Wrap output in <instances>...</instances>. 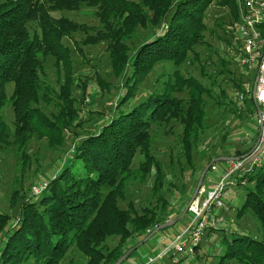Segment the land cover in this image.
<instances>
[{"label":"trees","instance_id":"16d2710c","mask_svg":"<svg viewBox=\"0 0 264 264\" xmlns=\"http://www.w3.org/2000/svg\"><path fill=\"white\" fill-rule=\"evenodd\" d=\"M213 1L0 0V150L12 145L24 150L33 137L44 138L51 146H62L67 140L65 133L84 122L75 107L73 90L78 84L63 39H71L74 32L86 28L63 17L54 18L52 11H76L82 5L96 9L105 33H98L95 39L106 44L111 72L123 80L124 88L113 113L92 125L95 132L79 138L41 194L19 198L14 227L9 228L12 216L0 211V235L7 232L0 248V264H25L30 259L35 264H62L70 253L78 255L79 264H114L164 223L160 217L167 216L170 210L164 196L158 193L165 175L161 163L151 154L150 128L176 121L181 127L182 156L193 169V143L206 116L203 95L212 96L210 88L182 70L187 64L199 63L194 47L205 42L204 16ZM219 3L228 8L231 20L227 25L233 24L237 19L235 0ZM146 10L152 12L151 17ZM29 23H35L37 28L32 33ZM149 28L155 30L154 36L132 48L129 42L139 35V30ZM77 53L84 58L81 50ZM48 57L54 61L59 86L55 104L58 110L51 114L39 107L40 101H51L47 95L50 90L40 80ZM228 61L226 58L221 63L226 67ZM161 63L172 70L162 91L130 106L145 78ZM201 75H205L203 70ZM243 81L244 78L234 80L233 88H240ZM10 85L12 92L7 97ZM211 86H217L215 81ZM184 89L191 95L186 106L176 96ZM85 90L82 87V94ZM215 99L221 105L219 98ZM8 103L13 112L11 125L2 117ZM245 107L248 115L255 114L251 95L245 99ZM136 154L142 159L132 168ZM218 158L220 155L207 159L206 164ZM150 174L154 175L150 193L155 202L138 210L127 196L128 186L136 181L144 183ZM244 190L237 216L250 211L264 232V165L248 177ZM13 198L16 200L17 195ZM119 202L125 207L121 208ZM223 232L219 264L226 260L264 264V234L258 240L235 229ZM111 238H116V243L109 248L107 241ZM67 264H74V260Z\"/></svg>","mask_w":264,"mask_h":264},{"label":"rangeland","instance_id":"374dc122","mask_svg":"<svg viewBox=\"0 0 264 264\" xmlns=\"http://www.w3.org/2000/svg\"><path fill=\"white\" fill-rule=\"evenodd\" d=\"M146 13L148 17L152 16L151 11L146 10ZM51 15L54 18H66L86 28L84 31L74 32L71 39H63L64 46L69 50L71 70L78 84L73 90V96L76 99L75 107L79 110V117L84 122L79 128H71L65 133L67 140L62 146H51L48 140L33 137L24 150L19 151L14 145L0 150V211L12 216L9 228L16 224L13 216L20 206L19 198L29 199L36 196L35 190H39L41 184H46L50 177L60 169L72 153L74 146L77 145L79 138L95 132L96 128L92 125L102 118L107 120L113 113L116 100L124 89L123 80L120 77H114L111 72L106 44L95 39L98 33H105L104 27L96 17V9L82 5L76 11H52ZM230 20L228 8L223 7L219 0H214L204 16L205 42L194 47L195 53L199 57V63L187 64L182 70L186 76H192L204 87L210 88V96H212L209 98L203 95L206 116L204 127L198 132L196 141L193 143V169L186 164L182 156L181 127L176 121H172L168 126L153 124L150 128L151 154L155 155L161 163L165 175L164 184L158 195L164 196L170 210L167 216L160 217V222L170 221L183 212L189 203L201 171L207 165V159L218 155L220 157L230 156L235 153L236 149L241 151L240 146L249 149L251 140H253V138L249 141L245 140L242 133L246 127L253 128L256 125L252 121V115L239 110L231 95L233 81L240 80L243 76L240 75V69L232 59L228 61L226 67L221 63L226 61L227 57L226 41L228 40L229 43L231 40V34L225 32ZM28 26L31 33L37 29L35 23H29ZM151 30L150 28L139 30V35L129 42V45L136 48L139 43L151 39L155 33V30ZM92 39H95V42ZM86 41L92 42L86 43ZM77 50L82 51L83 59L78 55ZM43 69L44 73L40 80L43 82V86L50 90L47 95L51 101L49 104L40 101L39 107L45 113L51 114L58 110L55 104L57 103L56 96L59 93L58 76L52 58L48 57L45 60ZM201 70L205 75H201ZM171 73L169 65L158 64L140 85L135 99L131 103L129 102V105L137 104L149 94L161 92ZM251 78L253 85L255 76L252 75ZM213 81L217 86H211ZM84 86L86 90L82 94ZM187 90L184 89L182 93L176 95L182 100L184 106L191 98ZM221 90L224 91V94H220ZM11 92L12 86L10 85L6 89L7 97L11 95ZM42 94L43 92H41ZM215 98H219L221 105L216 103ZM2 117L8 125L13 122L12 107L9 103L3 109ZM141 159V155L136 154L132 168H136ZM206 175L209 177V173ZM153 181L154 175L150 174L144 183L136 181L128 186L127 196L135 202L138 210L140 207H149L151 203L154 204L155 198L150 193ZM252 186L253 184L249 185V187ZM234 187L228 190L225 200L227 209L223 211L224 223L217 231L211 232L215 237H204L200 249L195 252L196 259H182L179 264H219V248H222L220 235L223 231L232 232L235 229L250 233L258 240L263 237V229L250 211L247 210L238 218V209L245 198V186ZM14 194L17 195L16 200L13 198ZM119 206L124 208L125 204L119 202ZM188 217L189 213H186L184 219L170 227L169 230L178 228ZM6 233L0 235V248ZM115 243L116 238H111L107 241V246L111 248ZM72 259L74 264H79L78 255L71 253L62 264H67ZM165 260H167V264H171L168 257ZM25 264L35 263L30 259ZM221 264L241 263L236 260H226Z\"/></svg>","mask_w":264,"mask_h":264},{"label":"built area","instance_id":"2783aa9c","mask_svg":"<svg viewBox=\"0 0 264 264\" xmlns=\"http://www.w3.org/2000/svg\"><path fill=\"white\" fill-rule=\"evenodd\" d=\"M237 19L226 26L230 33L227 59L240 69L244 81L240 88H233L231 95L239 110L245 111V99L252 96L255 108L252 116L255 128L244 127L243 138L251 140V146L235 160L213 163L195 198L189 203V220L184 230L176 233L167 250L147 258L145 264H154L169 254L171 264L182 259H194V253L207 233L214 232L224 223L223 211L228 190L247 185L248 177L264 165V0H235ZM255 76L253 85L247 78ZM207 176V175H205ZM36 196L46 187L41 184ZM35 196V197H36Z\"/></svg>","mask_w":264,"mask_h":264},{"label":"crops","instance_id":"0c3cea01","mask_svg":"<svg viewBox=\"0 0 264 264\" xmlns=\"http://www.w3.org/2000/svg\"><path fill=\"white\" fill-rule=\"evenodd\" d=\"M256 114H257V111H256V108H255V115ZM254 128H255V126H254ZM250 146H251V144L249 145V147ZM240 149H241V151H246L248 149V147L244 146V148H243V146H240ZM236 151H238V149H236L234 152H236ZM233 154L234 153H232V154H230V156H226V157H235ZM221 158H223V157H221ZM209 177H211V176H209ZM209 177L205 176L204 180H207ZM184 217L182 219H184ZM188 220H189V217L187 219H185L184 222H182L181 225L178 226V228H172L170 230L168 228V230L155 233L147 242H145L143 245L138 247L132 253V255L124 262V264H145V262L147 261L148 257L155 256V255L167 250V247L170 244V242H171V240H172V238L174 236L173 234H176L177 232L184 230L185 225L188 222ZM205 237L210 238V237H215V235H214V233H207L205 235ZM202 242H201V244H202ZM198 249H200V245L196 249V251ZM166 257L169 258V254L163 255L154 264H167V262H166L167 260H165ZM194 259H196L195 255H194Z\"/></svg>","mask_w":264,"mask_h":264},{"label":"water","instance_id":"95a60500","mask_svg":"<svg viewBox=\"0 0 264 264\" xmlns=\"http://www.w3.org/2000/svg\"><path fill=\"white\" fill-rule=\"evenodd\" d=\"M256 111L259 112V109L256 107ZM237 159L236 157H223V158H218V159H215V160H212L208 165H206L204 167V169L201 171L200 173V176L198 178V181H197V184L193 190V193L191 195V198L189 200V203L195 198L196 194H197V191L199 190L203 180H204V177L205 175L207 174L210 166L213 164V163H216V162H220V161H223V160H235ZM189 203L187 204V206L184 208L183 212L177 216L176 218L170 220V221H167V222H164L163 224L157 226L156 228H154L146 238H144L141 242H139L138 244H136L135 246H133L132 248H130L129 250H127L121 257L118 258V260L114 263V264H122L130 255L131 253L137 249L138 247H140L141 245H143L145 242H147L155 233L159 232V231H162L164 229H167V228H170L174 225H176L187 213V210H188V205Z\"/></svg>","mask_w":264,"mask_h":264}]
</instances>
